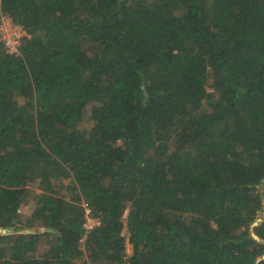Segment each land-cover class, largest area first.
<instances>
[{"label": "trees", "instance_id": "1", "mask_svg": "<svg viewBox=\"0 0 264 264\" xmlns=\"http://www.w3.org/2000/svg\"><path fill=\"white\" fill-rule=\"evenodd\" d=\"M3 14L0 264H264V0Z\"/></svg>", "mask_w": 264, "mask_h": 264}, {"label": "built area", "instance_id": "2", "mask_svg": "<svg viewBox=\"0 0 264 264\" xmlns=\"http://www.w3.org/2000/svg\"><path fill=\"white\" fill-rule=\"evenodd\" d=\"M28 33L24 26L15 22L9 15L3 14L0 20V40L4 43L5 49L10 53H17L21 39L27 36ZM88 214L90 210L87 211ZM87 214L85 229L90 231L99 222L92 221Z\"/></svg>", "mask_w": 264, "mask_h": 264}, {"label": "rangeland", "instance_id": "3", "mask_svg": "<svg viewBox=\"0 0 264 264\" xmlns=\"http://www.w3.org/2000/svg\"><path fill=\"white\" fill-rule=\"evenodd\" d=\"M260 188H261V191L264 192V184L261 185ZM32 205H33L32 198L29 197L26 201V204L23 206V213L29 214L30 213V207H32ZM261 217H262V215L260 214L259 219L256 222H259ZM127 252L129 253V255H131L133 253V247L129 242L127 243Z\"/></svg>", "mask_w": 264, "mask_h": 264}, {"label": "water", "instance_id": "4", "mask_svg": "<svg viewBox=\"0 0 264 264\" xmlns=\"http://www.w3.org/2000/svg\"><path fill=\"white\" fill-rule=\"evenodd\" d=\"M257 225H258V222H255L253 224V226H257ZM253 235H254L255 238L260 239V237L257 234L253 233Z\"/></svg>", "mask_w": 264, "mask_h": 264}]
</instances>
